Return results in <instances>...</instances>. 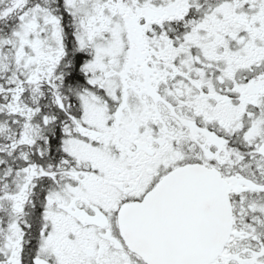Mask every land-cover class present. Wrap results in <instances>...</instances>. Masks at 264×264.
Masks as SVG:
<instances>
[{
	"label": "snow or ice",
	"instance_id": "1",
	"mask_svg": "<svg viewBox=\"0 0 264 264\" xmlns=\"http://www.w3.org/2000/svg\"><path fill=\"white\" fill-rule=\"evenodd\" d=\"M0 264H264V0H0Z\"/></svg>",
	"mask_w": 264,
	"mask_h": 264
}]
</instances>
